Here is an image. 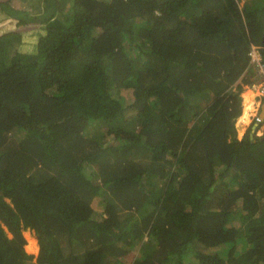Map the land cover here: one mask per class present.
Instances as JSON below:
<instances>
[{"label": "trees", "instance_id": "obj_1", "mask_svg": "<svg viewBox=\"0 0 264 264\" xmlns=\"http://www.w3.org/2000/svg\"><path fill=\"white\" fill-rule=\"evenodd\" d=\"M41 2L0 4L43 30L0 34V264H264V0Z\"/></svg>", "mask_w": 264, "mask_h": 264}, {"label": "rangeland", "instance_id": "obj_2", "mask_svg": "<svg viewBox=\"0 0 264 264\" xmlns=\"http://www.w3.org/2000/svg\"><path fill=\"white\" fill-rule=\"evenodd\" d=\"M8 2L10 6L9 8L23 10L30 17H33L41 13L42 10L44 9L41 0H9ZM59 2H62V0H59ZM65 8H67V5L65 6ZM11 30H19L22 32V44L20 46V49L23 52H28V51L33 50L38 37L41 34H43V30L40 29V26L34 23H30L29 25H25L22 27H17L16 20L12 19V17L8 15V12L4 7L0 6V34L5 33L7 31H11ZM122 93L124 94V103L130 104L132 102V96H131L130 91L123 90ZM247 93L250 94V92H247ZM242 135L243 134L241 133V130L237 131L238 138H241ZM93 208L95 210L96 215H99L102 213V207L97 200H94ZM23 235L27 242L25 245L26 252L28 254L35 253L37 250V242L33 234L27 230L23 232ZM133 250H132L133 255L131 254L132 257L136 255L137 247L135 246ZM130 259L131 257H129L127 260L129 261ZM189 261L192 262V264H197L199 259L194 258L193 256H189ZM126 264H129V263H126Z\"/></svg>", "mask_w": 264, "mask_h": 264}, {"label": "crops", "instance_id": "obj_3", "mask_svg": "<svg viewBox=\"0 0 264 264\" xmlns=\"http://www.w3.org/2000/svg\"><path fill=\"white\" fill-rule=\"evenodd\" d=\"M241 3V4H240ZM240 6L244 5V4H248L249 6L255 7V6H260V0H240ZM250 70V71H249ZM249 72L251 73L252 77V83L250 85H243V92L241 93V98H242V113L241 115L238 117L237 121H236V129L237 131L241 130V133L244 134L245 131H247L248 129H251V135L253 136V133H255L256 136H260L263 132V128L264 125H256L255 122L253 121V115L255 113H259L262 114L263 110H264V102L262 101L263 96H259L257 95V90H255V88L252 86L253 84H255L256 82L259 81V78L257 76V72L254 71L253 68H249ZM247 90H251L254 94L252 101H251V106L249 104H245L244 103V99H243V93ZM248 105L250 107H248ZM245 108L248 109L247 112L248 114H250L247 118V122H245L244 120H242V116L244 115L245 112ZM244 121V122H243ZM244 123V124H243ZM257 127H259L258 129H256ZM38 253V245H37V250L35 253H32L31 255H33V262L36 259ZM132 253V252H131ZM131 257V255H130ZM134 257V256H133ZM132 257V258H133ZM132 260V259H131Z\"/></svg>", "mask_w": 264, "mask_h": 264}, {"label": "built area", "instance_id": "obj_4", "mask_svg": "<svg viewBox=\"0 0 264 264\" xmlns=\"http://www.w3.org/2000/svg\"><path fill=\"white\" fill-rule=\"evenodd\" d=\"M249 66L256 71L259 81L252 86L257 90V95L264 96V60L262 59L259 48L255 45H251L249 52ZM253 121L256 125H264V110L262 114L258 112L253 115Z\"/></svg>", "mask_w": 264, "mask_h": 264}, {"label": "bare ground", "instance_id": "obj_5", "mask_svg": "<svg viewBox=\"0 0 264 264\" xmlns=\"http://www.w3.org/2000/svg\"><path fill=\"white\" fill-rule=\"evenodd\" d=\"M245 92H250L253 96H254V94H253V92L250 90V91H245ZM243 107V106H242ZM247 110L248 109H245V112H244V115L242 116V120H244L245 122H247V118H248V116L250 115V114H248V112H247ZM243 121V122H244ZM244 124V123H243Z\"/></svg>", "mask_w": 264, "mask_h": 264}, {"label": "water", "instance_id": "obj_6", "mask_svg": "<svg viewBox=\"0 0 264 264\" xmlns=\"http://www.w3.org/2000/svg\"><path fill=\"white\" fill-rule=\"evenodd\" d=\"M9 0H0V4H4V3H7ZM252 137V135H251Z\"/></svg>", "mask_w": 264, "mask_h": 264}]
</instances>
